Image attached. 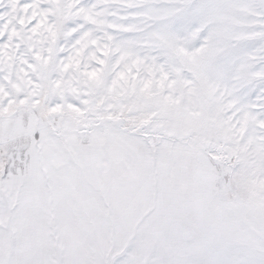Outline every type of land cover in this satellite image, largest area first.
<instances>
[{"label": "snow or ice", "instance_id": "6c2138e0", "mask_svg": "<svg viewBox=\"0 0 264 264\" xmlns=\"http://www.w3.org/2000/svg\"><path fill=\"white\" fill-rule=\"evenodd\" d=\"M0 264H264V0H0Z\"/></svg>", "mask_w": 264, "mask_h": 264}]
</instances>
